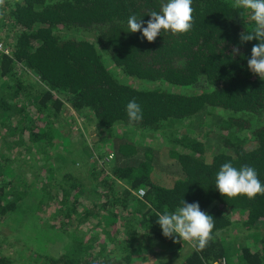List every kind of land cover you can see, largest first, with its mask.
Returning a JSON list of instances; mask_svg holds the SVG:
<instances>
[{
    "label": "trees",
    "instance_id": "16d2710c",
    "mask_svg": "<svg viewBox=\"0 0 264 264\" xmlns=\"http://www.w3.org/2000/svg\"><path fill=\"white\" fill-rule=\"evenodd\" d=\"M161 2L0 0V29L15 31L9 54H0V220L13 213L23 227L33 226L39 239L49 233L63 245L57 254L23 248L21 261L0 249V264H135L136 241L163 242L157 213L175 211L182 199L198 202L215 227L208 246L202 251L191 246L179 264H222L223 259L225 264H264V235L252 243L233 237L239 224L244 229L264 224V195L229 199L215 189V175L226 162L254 167L264 183V79L247 67L258 41L240 39L253 22L246 11L233 8V0H192L191 31H162L153 43L128 32L129 16L146 24ZM64 28L93 38L57 34ZM105 57L126 75L193 91L120 82ZM132 99L141 106L140 121L130 122L126 114ZM67 108L90 113L100 131L117 125L159 131L182 120H191L199 131L209 117L208 130L213 128L206 134L214 143L183 129L172 139L181 148L166 154L122 138L109 140L106 148L79 147L61 132L73 120L64 115ZM244 130L250 132L249 143L240 137ZM14 151L24 161L49 158L43 162L45 177L36 179L37 205L53 203L47 233L36 215H31L34 225L18 213L30 204L27 193L35 191L24 193L25 181L3 169ZM58 170L64 171L48 180ZM139 189L141 197L134 194Z\"/></svg>",
    "mask_w": 264,
    "mask_h": 264
},
{
    "label": "rangeland",
    "instance_id": "374dc122",
    "mask_svg": "<svg viewBox=\"0 0 264 264\" xmlns=\"http://www.w3.org/2000/svg\"><path fill=\"white\" fill-rule=\"evenodd\" d=\"M1 30L5 34L4 40H6L7 44L10 45L15 31H5V29ZM57 34L63 37H74L88 40H92L93 38V34L73 28L61 29L57 32ZM105 61L110 71L120 82L144 89L165 88L182 93L193 91L192 88L186 86H175L163 82L149 81L126 75L119 68L115 67L106 57ZM17 70L20 73V71L24 69L18 68ZM67 114L71 115L73 120L65 123L62 126L61 132H63V134L69 138L70 144L79 147L82 143H86L89 146L93 145L95 149L102 147L106 148L109 140L122 138L134 142L135 144H139L142 147L149 148L153 152L165 150L164 152L166 154V149L179 150L181 148L178 144L172 142V139L173 134L181 133L183 129L187 131V134L194 138H198L209 144L214 143V140H212L210 137V133L206 134L213 128L211 127L208 130L210 127L209 117H206L205 121L200 124L201 127H199V129H201L199 131L194 128L191 120H182L177 124L173 123L172 125H169L159 131L135 129L122 125H117L116 127H111L100 131L101 129L97 128L96 122L90 113L87 114L84 111L75 112L74 110L67 108L64 112V115ZM223 116L225 115H222V117ZM239 134L241 138L247 141V143L250 142V132L244 130ZM14 152L15 154L12 156L10 162L4 163L5 165L3 169H5L7 173L16 174L19 178L25 181L24 188H26V190L24 193L29 192L28 188H31L35 191V193H33V191L27 193V198H29L28 200H30V204L26 208L21 209V212L18 211V213L21 214L20 217L22 220L24 218L23 222L27 223L26 221L28 219V223L34 225L38 222L34 219L35 217L32 216L36 215L41 226L46 231L47 228H51L46 219L49 216L47 212L50 208V205L53 203L51 199H48L47 203L42 207L37 205L40 200L41 192L38 191V188H36V179H43L45 177L48 169L43 165V162H46L47 159L49 160V158L45 157L44 160L41 158H35V160L27 159V161H24L21 160L22 158L16 153V151ZM4 155L6 154L4 153ZM163 159L164 157L162 156L159 158V164L160 166H163L162 168H165L164 166L166 165V162ZM34 164L43 168V172L41 171V174L38 173L37 166ZM66 168L67 166H64V170ZM76 169L82 171V173H85L83 168L79 167V165H76ZM64 170H58V173L55 172L57 175L49 174L47 176L48 180L53 178H50V176H60ZM162 170L167 171L165 169ZM118 183L120 185L126 186L122 182ZM14 215L15 214L13 213L8 214L6 218L0 220V249L4 254L9 255L11 258L16 259L17 261H21L24 253L23 248L30 251L47 252L50 254H57L59 250L62 249V243H59L58 240H56L51 234L47 233V231V235L40 236L41 239H39V236L36 237L35 233L31 229L33 226H29L28 228L23 227L21 224L22 221H18V216ZM240 219L241 214H237L235 220L239 223ZM262 235H264V224L261 222L254 224L248 229L242 228V225L239 224L236 226V230H233V237L235 238V241L241 243H252V240L259 239L262 237ZM147 239L148 238L136 241L137 257L134 259L135 264H179L182 258L190 251L192 246L191 242L186 241H184V244L180 245L177 239L168 242L170 238H166L163 240V242L158 243L157 241L150 242Z\"/></svg>",
    "mask_w": 264,
    "mask_h": 264
},
{
    "label": "clouds",
    "instance_id": "9594fccd",
    "mask_svg": "<svg viewBox=\"0 0 264 264\" xmlns=\"http://www.w3.org/2000/svg\"><path fill=\"white\" fill-rule=\"evenodd\" d=\"M233 8L246 11L253 22L251 31L241 34V41H253L250 58L247 61L249 71L264 79V0H233ZM194 9L192 0H162L159 11H151L146 24L136 15L127 19L128 32L141 34L148 43H153L162 31L173 34H185L193 27ZM233 54H239V48H233ZM130 122L140 121L143 117L141 106L135 99L128 101L125 107ZM215 189L222 197L229 199L244 196L253 199L264 195V183L258 178L256 169L244 165L240 168L231 163H223L215 175ZM156 223L165 238H178L191 242L202 251L212 240L215 227L213 217L200 209L198 202L187 203L183 199L181 206L173 212L157 213Z\"/></svg>",
    "mask_w": 264,
    "mask_h": 264
},
{
    "label": "built area",
    "instance_id": "2783aa9c",
    "mask_svg": "<svg viewBox=\"0 0 264 264\" xmlns=\"http://www.w3.org/2000/svg\"><path fill=\"white\" fill-rule=\"evenodd\" d=\"M5 39V34L0 29V54H9L10 52V45L7 44ZM135 195L141 197L144 194L143 189L137 190V192L134 193ZM222 264H225V260H222Z\"/></svg>",
    "mask_w": 264,
    "mask_h": 264
}]
</instances>
